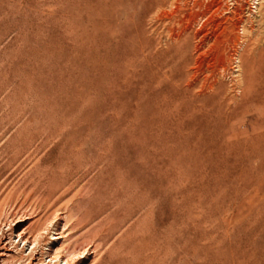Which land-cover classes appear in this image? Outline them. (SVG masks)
I'll use <instances>...</instances> for the list:
<instances>
[{"label": "rangeland", "instance_id": "rangeland-1", "mask_svg": "<svg viewBox=\"0 0 264 264\" xmlns=\"http://www.w3.org/2000/svg\"><path fill=\"white\" fill-rule=\"evenodd\" d=\"M58 249L264 264V0H0V264Z\"/></svg>", "mask_w": 264, "mask_h": 264}, {"label": "bare ground", "instance_id": "bare-ground-1", "mask_svg": "<svg viewBox=\"0 0 264 264\" xmlns=\"http://www.w3.org/2000/svg\"><path fill=\"white\" fill-rule=\"evenodd\" d=\"M178 38V37H177ZM175 39V38H174ZM179 39V38H178ZM176 40V39H175ZM17 228V227H16ZM16 228H14L15 230H16ZM25 232V231H24ZM36 235V234H35ZM17 238L19 239L20 238V240H22L23 239V237H22V234L21 233H18L17 234ZM63 238V237H62ZM53 239V238H52ZM61 238H60V236H58V237H55L53 240H54V242L53 243H51L50 242V244H51V246H55L58 242H59V240H60ZM23 242V241H22ZM59 244V243H58ZM57 244V245H58ZM65 249V248H64ZM63 249V251L62 252H64L65 251V258H63V256H61L60 254L62 253L61 252V250L60 249H58V250H60V252L61 253H55L54 254V257L53 258H51L50 259V262H54V263H56V264H61V263H65V264H67L68 263V258H69V256H71L73 253H74V250H72V251H69V250H64ZM84 249V248H83ZM86 250H84L83 251V253L85 252ZM57 252V251H56ZM82 253V254H83ZM75 255V254H74ZM1 256H3V255H1ZM7 256V255H6ZM64 259V260H63ZM71 259V258H70ZM72 261H73V259H71Z\"/></svg>", "mask_w": 264, "mask_h": 264}]
</instances>
